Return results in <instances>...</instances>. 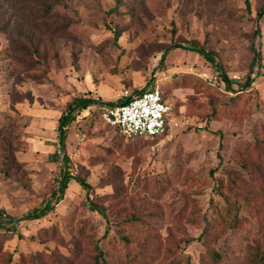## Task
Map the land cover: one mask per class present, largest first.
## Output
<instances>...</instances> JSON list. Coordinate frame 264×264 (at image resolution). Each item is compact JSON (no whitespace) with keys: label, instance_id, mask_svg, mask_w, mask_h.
I'll return each instance as SVG.
<instances>
[{"label":"rangeland","instance_id":"rangeland-1","mask_svg":"<svg viewBox=\"0 0 264 264\" xmlns=\"http://www.w3.org/2000/svg\"><path fill=\"white\" fill-rule=\"evenodd\" d=\"M250 1L251 15L244 0H0V264L48 248L69 255L80 230L86 248L105 243L107 229L139 213L155 214L170 258L200 263L204 215L222 204L216 178L236 150L264 138V0ZM203 71L225 73L230 87ZM154 88L172 111L162 137L126 138L94 105L76 114L60 150L58 118L76 97L116 101ZM64 170L89 192L71 179L56 201ZM47 202L46 215L24 219ZM238 216L212 241L218 264L264 250L259 218L244 202ZM53 227L60 239L45 235Z\"/></svg>","mask_w":264,"mask_h":264},{"label":"trees","instance_id":"trees-1","mask_svg":"<svg viewBox=\"0 0 264 264\" xmlns=\"http://www.w3.org/2000/svg\"><path fill=\"white\" fill-rule=\"evenodd\" d=\"M117 5L120 0H116ZM246 12L251 15V1L244 0ZM113 7L111 11L116 10ZM264 14V4H262L256 15L259 19ZM258 33L259 28L256 30ZM115 39L120 37L118 31H114ZM192 50L204 56L208 61H214L212 53L202 47L192 46ZM256 52V51H255ZM162 54V59L165 57ZM258 55V53H257ZM218 84H227L230 87V79L225 73H218ZM249 83V82H248ZM144 89L137 90L128 96H123L116 101H99L94 98L76 97L70 102L67 108L62 111L58 118V143L60 150H66V139L68 127L74 122L77 113L90 109L92 106H98L103 110L105 106H115L125 104L129 101L131 95H138L144 92ZM165 101V96L162 92ZM115 127V126H114ZM119 129L118 127H116ZM168 130V126H167ZM166 130V132H167ZM166 132L163 134L165 135ZM125 136L124 134H122ZM163 135L154 137L143 136H125L126 138H149L155 139ZM253 147L246 149H238L233 154V162L230 166L223 169V176L216 178V184L213 189L221 197L222 204L219 203L215 207V216L204 215L205 226L202 234L198 237L205 236L203 240L206 251L202 253L199 264H218L220 255L213 248L212 241L219 237L220 230L227 224V216L233 215L232 227L238 226L242 219L238 216L239 204L244 202L248 210L257 216L264 226V138H257ZM251 145V146H252ZM66 159V158H65ZM71 179L77 180L88 192L91 185L84 179L72 176L70 172L64 170L59 178V190L57 193L60 200L68 188ZM52 208L50 202L45 206L35 207L28 211L24 219H38L46 215ZM6 216L4 210L0 208V228L5 227L3 216ZM214 215V214H213ZM155 214H133L117 223L113 234H109L107 229L104 234L105 243L100 241L88 242L86 248L81 244V237L84 232L80 230V235L71 241L69 255H65L57 249L40 250L28 254H21L20 259L15 261L14 258L8 257L5 264H194L190 261H174L168 256L171 251V242L169 237H163L155 228L152 220ZM11 219V217L8 216ZM15 229V228H12ZM45 235H49L51 239H60V234L56 228L44 229ZM172 234V232H170ZM170 236V234H169ZM192 238L185 240L191 241ZM177 244V241L174 242ZM176 243V244H175ZM244 264H264V250L260 247L256 248L253 255Z\"/></svg>","mask_w":264,"mask_h":264},{"label":"built area","instance_id":"built-area-1","mask_svg":"<svg viewBox=\"0 0 264 264\" xmlns=\"http://www.w3.org/2000/svg\"><path fill=\"white\" fill-rule=\"evenodd\" d=\"M200 75L209 84H218L216 73L203 71ZM171 113V106L163 99L160 89L154 88L131 95L125 104L103 107L102 117L125 136L154 137L166 132Z\"/></svg>","mask_w":264,"mask_h":264}]
</instances>
